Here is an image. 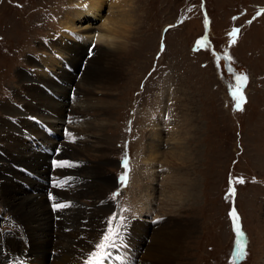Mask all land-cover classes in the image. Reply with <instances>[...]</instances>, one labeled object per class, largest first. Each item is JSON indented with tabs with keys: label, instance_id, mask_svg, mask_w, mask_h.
<instances>
[{
	"label": "rangeland",
	"instance_id": "1",
	"mask_svg": "<svg viewBox=\"0 0 264 264\" xmlns=\"http://www.w3.org/2000/svg\"><path fill=\"white\" fill-rule=\"evenodd\" d=\"M75 1L77 0H0V125L7 121L11 123V127L19 129L18 117H26L20 102L14 99L16 89L25 93L28 83L32 86L29 74L33 60L29 61L32 66L27 62L31 55L46 53L42 56V63L43 58L50 59L48 65L39 64L44 69L46 79L50 68H60L63 54L56 53V59H53L50 56L52 54L40 43L52 31L59 32V27L66 28L62 21L67 14H72L77 20L75 26L78 30L81 28L80 33L86 27L92 28L88 30L92 32L89 38L80 36L83 41H87L97 38L101 31L106 33L104 21L106 23L119 18L122 15L120 11L128 9L127 14L133 24L128 39L131 43L128 48H112L115 56L112 61L118 62L120 70L115 76V84L113 83V96L97 93L91 96L93 100L87 106L78 107L76 104L79 110L85 112L83 117L75 119L72 124L63 121L68 128L71 127L69 130H81L80 136L72 133L68 135L72 139L76 138L75 144L85 149L83 155L66 157L63 152L64 156L57 159L60 144L45 153L50 158L34 152L32 144L29 145L28 142L32 139L30 136L35 135L37 142L41 138V144L49 145L53 141L42 133L36 126L38 123L35 124L32 119L29 120L30 123L22 120L23 129L26 128L25 133L28 134H14L19 131L7 128V123L3 130L4 134H13L17 141L12 143L13 146L22 150L24 155H40L37 164L41 167L36 169L41 172L44 168L43 174L47 179L54 175L79 182L83 180L77 186L78 189L82 183L89 187V192L88 187L79 189L88 194L78 197L77 202L73 201L74 207L68 209L80 210L82 218L87 222V219H95L100 223V232L91 235L92 238L89 235L78 238L80 241H87L92 247L86 252V264L100 262L102 254L110 245L109 237L111 243L117 231L125 226V222L130 221L135 205L138 203L137 207L145 206L146 202L149 207L143 209L141 214L148 212L151 215L139 218L141 222L144 220L149 224L141 227L142 235H150V238L161 231L164 233L162 238L167 235L172 240L182 228L186 231L178 250H169L167 259L171 264H264V0H118L124 1V4L127 1V5L119 6L117 10L109 7L114 4V0H100L97 7L103 13L98 15L97 12H88L83 20L75 17V12L71 13L73 7L68 10L65 8L63 13L66 3L68 6ZM207 22L209 25H206ZM70 31L72 30L68 29L67 34L60 32L61 36L55 38L64 44L67 37L73 36ZM74 43H67L73 49L70 52L73 58L63 59L68 61L70 67L77 64L80 68L78 61L87 58L88 51L85 50L86 46ZM212 47L225 55L231 66L225 68L224 60L220 61L212 54ZM108 49L106 43L99 42L91 60L100 51ZM88 65L89 63L82 67L87 69ZM39 70H35V76ZM24 75L27 76L26 79H23ZM169 75L176 82L169 79ZM68 79L75 81L73 76L68 75ZM46 83L57 85L52 79ZM33 84H36L35 81ZM169 84L170 92L167 89ZM58 87L59 92L53 90V93L59 97L50 95L56 102L68 97L72 99L73 89H68V95L66 85ZM246 87L249 91L247 98L242 101L240 93L245 92ZM36 89L40 91V86H36ZM83 90L76 89V93H83ZM44 91L51 93L50 90ZM16 94L18 97L17 92ZM19 97L18 101L25 99L22 95ZM157 98L156 112L149 113L152 108L155 109L151 101ZM10 101L16 102L13 108L17 115L4 112V106L9 105ZM59 104L65 108L62 102ZM73 104L74 102L67 107L71 114ZM143 112L147 115L144 116ZM153 117L156 119L153 120ZM33 118L43 122L38 117ZM145 119L149 120L150 128L145 125L142 127L147 122ZM47 124L50 129L55 127L58 133H62L61 123ZM155 127L157 131L154 130ZM3 131L0 127L2 135ZM45 133L51 132L46 129ZM153 139L160 143L159 149L153 150L159 153L157 157L149 150L155 145ZM54 140L63 145L75 146L71 140L63 142L61 135ZM179 148L187 153L180 158L171 153H178ZM41 150L40 145L39 152H43ZM3 153L7 160L16 164H12V167L20 166V169H14L20 171L19 179L24 181H20V185L24 187L19 188L16 180L10 179L15 187L8 197L40 199L41 196L24 193V190L37 188L30 185L29 177L32 176L30 173L33 169H28V164L17 163L18 160H14L15 156L10 155L6 147L0 152L2 156ZM65 157L68 159L66 167L74 176L66 175V167L59 163V160L66 161ZM1 163L2 161L0 165ZM47 163L58 165L61 169L51 167L57 170L53 174L48 165L44 167ZM30 164L35 166V162ZM106 177L113 180V185L109 187L103 184L105 187L102 189L106 193L101 197L99 181ZM15 178L17 179V175ZM141 181L148 182L143 189L146 188L147 194L151 192L154 195L150 198L146 196L145 202L138 194L139 184L143 183ZM45 182L42 181L44 184ZM187 189L192 193L188 194ZM2 197L1 192L0 202ZM43 197L49 198L52 211L53 206L61 203L50 200V195ZM233 211L235 216L232 215ZM151 217L154 218L150 219ZM159 221L164 222L160 224L161 228L155 225ZM84 226L80 229H85ZM0 228L6 234V238L3 235V240L12 233H17L16 236L22 240L31 239L24 232L25 225L18 223L16 226L11 215L2 206ZM52 231L47 229L49 236ZM68 231L74 232V228ZM241 239L245 241V248L240 252V255H244L240 261L236 255V246L241 245ZM100 244L105 247L100 248ZM150 245L146 246L145 251L143 249L146 253L139 264H151L146 258L147 247ZM26 248L25 254L30 251L27 246ZM3 252L0 247V261L5 258L6 254ZM115 253V264H129ZM28 261L27 257L19 254L7 258L6 263L25 264ZM136 261L138 260H134ZM32 263L48 264L43 260L41 263Z\"/></svg>",
	"mask_w": 264,
	"mask_h": 264
},
{
	"label": "bare ground",
	"instance_id": "2",
	"mask_svg": "<svg viewBox=\"0 0 264 264\" xmlns=\"http://www.w3.org/2000/svg\"><path fill=\"white\" fill-rule=\"evenodd\" d=\"M84 1H87L88 3H83L80 0H77L68 6L66 3V6L63 8V13H64L65 8H67V10H68L70 7H73V11L71 13L75 12V17L81 18L82 20L85 16H87L88 12L91 14L97 12L98 15L103 13L102 9L99 11V8L97 7V5L100 3V0H84ZM111 1H109V2H111ZM112 3H114V4H111L112 7H111V5L109 6L111 8V10H113V9L117 10V8L119 6H122V5L126 6L127 5V1H125V4H124V1L119 2L118 0H114ZM127 10H125L123 8L122 11H120V12H122V15H120L119 18L111 19L110 21H108L106 23L104 21L103 28L107 32L104 33L103 31H101L100 33H98L99 34L98 36L96 35L97 38L88 39L87 41H85V40L83 41L80 38V36L81 35L85 36L86 39L89 38V36L91 35L92 32H88V30H90L92 28L86 27L83 30V33H80L79 30H81V28L78 30V28L75 26V24H76L75 22H77V20L71 16L72 14L68 15L66 13L67 15L65 16L64 20L62 21V19H61V21L63 22V24L66 28L72 30L70 32H71V34H73V36L67 37L64 44L62 43L61 40L57 41L58 39L55 38V36L60 37L61 36L60 32H63L66 34L68 32V29H66V28L62 29L61 27H59L60 28L59 32L52 31V34H50L49 37H47L40 44H43V47L45 48V50L47 52H50L49 54H52L50 56L53 59H56V55H54L56 53L63 54L62 56L64 58L72 59L73 55L71 56L70 52H72L73 49L67 43L75 42L74 43L75 45L80 43L81 46H86L85 50L88 51V53L86 54L87 58L82 59L81 62L78 61V63L81 65V67L78 68L77 64L70 67L67 64L68 61L63 59V57H62L61 58L62 64L59 65L60 68L59 69L50 68V71H48L49 73L47 75L48 77L46 79L45 78L46 75L43 73L44 69L41 68V66L39 64H41L42 66L48 65L50 59L46 60L43 58V63H42V56L45 55L46 53H43V52L39 53L38 52L34 56L31 55V58L28 59L27 62L33 60V66L31 65V62H29L30 63L29 66H32L31 70H30V74H29V76H30L29 78L32 82V84H31L32 86H30L28 83V89H27V92H25V93H21L20 90L16 89V91H15L16 98L14 99V101L20 102L19 105L22 106L21 108L24 110V114L26 117H24L25 119L24 118L19 119L20 117H18L17 121H18L19 129H17L15 127H11L10 122H7V121L2 122L0 125V127H2V131L6 128L5 123H7V128H10V129L12 128V130H16L15 132L19 131L18 133H14V134H28V133H25L27 131V129L26 128L23 129L24 128V126H23L24 122L22 120L29 122V120L32 119V121L35 124L37 122L40 123L42 127L49 129L54 135H56V136L62 135L64 137L63 142H68L71 140L73 142V144L75 145L74 147H72L69 144L63 145L62 142H59V141L56 142L50 138L53 141L52 144H49L52 148H57L56 144H60L58 155H56L57 159L62 158V155L64 156L63 152L65 153L66 157H71V155H73V156L74 155H83L84 154L83 152H85L84 151L85 149H82L80 146L75 144L74 141L77 140L76 138L72 139L68 135V134L72 133V134H75V136H80L79 134H81V130H75V129L69 130L71 127L68 128V125L64 124L63 121H66V123L69 122V124H72V122H75L74 121L75 119H77L79 117H83L85 115V112L79 110L78 107L80 105L87 106L93 100V99H91V96L93 97L97 93H101V94L104 93V94L110 95L109 97L113 96L112 95L113 94L112 87L114 86V84H115L114 82L116 81L115 76H117V73L120 70L118 69V62L112 61V57L114 56V53H112L113 52L112 48L118 47V46H119L118 48H125V47L128 48L129 43H131L130 41H128V39H129V36L131 35V30H132L131 25H133V24H132V19L127 14L128 13ZM116 12H118V11H116ZM61 18H62V16H61ZM79 25H82V24L79 22ZM76 30H78V31H76ZM97 41H99V42L102 41V42L106 43V45L109 47V49L110 48L111 49L110 50L108 49V51H105V50L100 51V53L97 54L93 60H91L94 57L93 52L95 51L94 49L96 48V44L99 45V42H97ZM92 44H95L94 48H90ZM66 51H67V53H66ZM88 54H89L90 58L88 57ZM47 55H48V53H47ZM138 59H137V61H138ZM88 63H89V65H88L87 69H85L84 67L87 66ZM229 64L231 65L230 62H229ZM82 66H84V67H82ZM123 66L124 65H122V68H123ZM39 68L41 70H39ZM36 69L39 70V72L37 71V76H35V74H36L35 70ZM51 72H53V73H51ZM121 74H122V72L119 75H121ZM68 75L73 76L75 78V81H72L71 79L69 80ZM123 75H124V73H123ZM26 78H27V76L24 75L23 79H26ZM170 78H172V75H169V79ZM49 79L54 80L57 85L47 84L46 81H49ZM172 80H173V78H172ZM34 81L36 84H33ZM173 81H175V80H173ZM168 82H169V80H168ZM65 85L67 87V94L69 95L68 89H71V90L73 89L74 95L72 96V99H70L68 97L66 100L63 98V99L58 101L59 103L62 102L65 105V108H62L61 107L62 105L59 104L58 102H56L51 96L59 97V96H57V94L53 93V90H55L56 92H59L60 88L58 86H65ZM76 85H78V86L76 88H73V86H76ZM36 86H40V91L36 89ZM79 88L84 89L82 91L83 93H80L78 91L76 93V89H79ZM169 88H170V84L168 85V88H167L168 92L171 91V90H169ZM44 90H46V91L50 90L51 93L45 92ZM248 91H249V89L246 87L245 92L240 93V95L242 96V99H243L242 101H244V99L247 98L246 96H247ZM16 92L18 93V97L20 95H22V96H24L25 99L22 98V99H20V101H18L17 100L18 97H17ZM158 94L159 93L157 92V95ZM160 94L163 96V92H161ZM167 100H168V98H167ZM14 101H10L9 105L4 106V108H5L4 112L5 113H8L9 115L14 113L15 110L13 108V106H14L13 104L16 103ZM73 102H74L73 113L71 114V112H68L67 107L70 104H72ZM151 102L154 105L155 109L152 108V110L149 111V113H155L157 110V106H158V98L152 100ZM169 102H170V100H169ZM76 104H78V107H76ZM15 107H16V105H15ZM87 112H88V110H87ZM15 114L16 113H14L13 115H15ZM20 114H23V113L20 112ZM143 115L145 116L147 114L145 112H143ZM33 116L38 117L43 122H41L38 119L33 118ZM163 117H162V119H163ZM262 117H264V116H262ZM154 119H156V118L153 117V120ZM145 120L147 122L144 123L142 127H144V125H145V127L147 126L150 128L149 120L148 119H145ZM167 121H168V119H167ZM49 122H51L53 125H55V123L57 125L59 123H61L62 125H60L61 126L60 129H61L62 133H58L55 127H54V129H50L49 125L47 124ZM37 127L40 129L39 126H37ZM129 130H131V128H129ZM154 130L157 131L158 129L156 128ZM140 131H142V128L140 129ZM40 135H42V134H40ZM78 139L80 142V138H78ZM14 142H17V141H15V137L13 136V134H4V131H3V135L0 133V152H3V147H6L8 149V151H10V153H11L10 155L15 156L14 160L15 161L18 160L17 163L28 164L29 165L28 169H33L30 173V174H32V176L30 175L32 178L29 177V179L31 180L30 185H34L38 189L34 188L31 191L24 190V193L28 192L29 194L31 193V194L35 195V197H36V195L41 196V198L39 199V198H34V197L33 198H31V197H25V198L13 197L12 199H10L8 197L9 194L12 193V191L15 187L14 184L11 183L12 180H10V179L13 178V180H16V183L19 185V188L24 187V186L20 185V181L22 180V178L19 179V177H20L19 172L20 171H17L16 169H14L12 167V164H15V163L7 160L6 157L4 156V153H3V156L0 154V162L2 161V163L0 165V188H1L0 193L2 192V194H3V197L1 198L2 202H0V207L2 206L11 215V218H12L13 222L16 224V226L18 225V223L19 224L22 223L23 225H25L26 229H24V232L28 233L31 236V239L25 238L22 240L18 236H16L17 233H12L6 239V241H0L1 246H2L6 256L11 257V256H17L20 254L21 256H25L29 259V262H27L26 264H33L32 262L41 263L42 260H43V262L47 261L48 264H86V262L84 261L87 258L86 252L90 251L92 247H90L91 244L87 243V241H80L78 238L81 235H83V236L89 235L92 238L91 235H95L96 233L100 232V223L97 222V220H95V219H87L88 220V222H87L85 220V218H82V216L80 214V210L79 211H73V210H68V209L74 207L75 204H73V203L75 201L76 202L78 201V197L82 198L84 196L83 194H85V193H83L82 191L80 192V190H83L84 187H88L87 184L82 183V186L79 188L80 189L79 190L77 186L80 185V182H83V180H80V182H79V181L69 180L66 177H61V178L55 177L54 175L48 177V179H47V176L43 174L44 168L41 172L37 171L36 168H39V166L41 167V165L38 166V164H37L40 160V155H38V154H41L45 157L47 156L48 158H50V156L45 154V153L39 152L38 150L35 149V145L33 143L29 142V145L32 144V146H33L32 147L33 151L38 153V154L35 155L34 157H30V156L27 157L26 155H24L22 150H19L18 148H16V146H13L12 143H14ZM152 142H154L155 145L153 147H150L149 150L153 153L154 152L153 150L159 149L160 143L155 142V139H153ZM39 144H41L40 141H39ZM46 144L47 143H42V145H46ZM255 145H257V144H255ZM181 148H183V147H181ZM256 148H258V147H256ZM150 151H149V153L152 154ZM171 153L173 155L174 154L178 155L179 158H180V156H183L182 154H184V153H185V155L187 154L183 149H180V148H179L178 153H176L175 151H172ZM142 155H143V152H142ZM158 155H159V153L157 151H155L154 156L157 157ZM66 157H65L66 161L59 160L60 161L59 163H62L64 167H66V164L68 161V159ZM31 162H35L34 167L30 164ZM46 165H48V168L50 169V171L53 172V174L57 173V170H55V169H61L58 165L52 166L50 163H47V164H44V167ZM51 167H53L55 169H52ZM64 171H67V172H64V173H66V175H69V176L73 175L74 176L73 172L72 171L70 172L68 167H66L64 169ZM147 172H149V170ZM60 173L63 174V171H61ZM16 175H17V179L15 178ZM47 175H49V174H47ZM43 180H45L47 182H45V184H44V183H42ZM112 181L113 180H111L107 177L104 180L99 181L98 189H101V192H102L101 197H104L105 196L104 194L106 193V190L102 189L105 187L103 184L111 187L113 185ZM141 182H143V183L139 184L140 185L139 186L140 193H138V194L141 195L142 200L145 202L146 196H148V198H150V197H154V195L151 192H150V194H147L146 188L143 189V187L146 186V183L148 184V182H146V183L144 181H141ZM66 185H68V186H66ZM63 186H66V187L63 188ZM143 191H145V193H143ZM88 192H89V187H88ZM42 193H44V194H42ZM187 193L190 194V193H192V191L188 190ZM87 194H85V195H87ZM48 195L51 196L50 200H56L57 202H61L59 204L64 205V207L53 206L54 210L52 211V206H50V204L48 202L49 198L47 199V197L46 198L43 197V196H48ZM66 200H67V202H64ZM68 200H71V201H68ZM142 200L140 202H142ZM62 202H64V203H62ZM71 204H73V205H71ZM137 205H138V203L135 205L136 207L134 206L135 209H133L134 210L132 213L133 216L130 218V221L125 222L124 223L125 226L121 227L117 231V233L115 234L111 243H110L111 237H109L108 244L110 243V245L105 249L104 253L102 254L99 264H115L114 263V253L115 252H117L115 254L120 255V257L126 263L139 264L140 259L146 253V252H144L146 250V246L150 245L149 243H152V244L147 247L148 253L146 254V258H147V260L151 261V264H171V261L169 259H167V257L170 255L169 250L170 251L178 250L181 239H182L184 233H186V231L182 228L180 233L177 234L175 237H173L172 240L166 234H165L166 236L162 238V235L164 233H162L161 231L158 233H155V235L150 237V238H148L150 235H148V237L146 235H142L141 227L146 226V225L149 226V224L146 223L144 220L141 222L139 218L140 217H146V216H149L151 214L148 212H146L145 214H143V213L141 214L143 209L149 207L148 202L145 203V206L137 207ZM153 207H154V205H152V208ZM60 209L62 211H60ZM11 212L14 215L11 214ZM83 214L86 216L85 211L83 212ZM152 218H154V217H151L150 219H152ZM19 219L21 220V222ZM163 223H164L163 221L161 223L159 221L155 225H157L159 228H161L160 224L162 225ZM84 224H85V226H84ZM82 226H84L86 228L81 230L80 227H82ZM54 227L56 229H54ZM70 228H74L75 233L72 231L71 232L68 231V229H70ZM184 228L187 229V227H184ZM47 229L53 230L51 232L50 236L48 235ZM67 231L70 233H67ZM145 236H146V241L144 240ZM0 239H1V237H0ZM26 246L30 249V251L27 252V254H25V251L27 249ZM52 248H53V250H52ZM143 249H144V251H143ZM51 250L55 251V253H52ZM154 252H156V254H154ZM176 252L177 251H175L174 253H176ZM47 253H48V257H46ZM169 258H171V257H169ZM134 260H138V261L134 262Z\"/></svg>",
	"mask_w": 264,
	"mask_h": 264
},
{
	"label": "snow or ice",
	"instance_id": "3",
	"mask_svg": "<svg viewBox=\"0 0 264 264\" xmlns=\"http://www.w3.org/2000/svg\"><path fill=\"white\" fill-rule=\"evenodd\" d=\"M55 206H57V207H63V205H55ZM232 215L233 216L236 215L235 211H233ZM105 239H108V237H105ZM99 247L100 248H104L105 246L103 244H100ZM97 264H99V261H97Z\"/></svg>",
	"mask_w": 264,
	"mask_h": 264
},
{
	"label": "water",
	"instance_id": "4",
	"mask_svg": "<svg viewBox=\"0 0 264 264\" xmlns=\"http://www.w3.org/2000/svg\"><path fill=\"white\" fill-rule=\"evenodd\" d=\"M220 57H224V56L220 55ZM224 58L226 59L225 61H228V59L226 57H224ZM227 66H228V64H227ZM236 249H237V252H238V250L241 249V246L240 245H237L236 246Z\"/></svg>",
	"mask_w": 264,
	"mask_h": 264
},
{
	"label": "flooded vegetation",
	"instance_id": "5",
	"mask_svg": "<svg viewBox=\"0 0 264 264\" xmlns=\"http://www.w3.org/2000/svg\"><path fill=\"white\" fill-rule=\"evenodd\" d=\"M212 44V43H211Z\"/></svg>",
	"mask_w": 264,
	"mask_h": 264
}]
</instances>
